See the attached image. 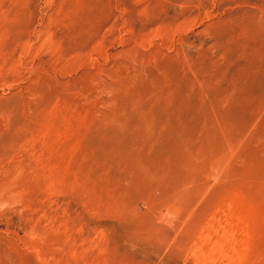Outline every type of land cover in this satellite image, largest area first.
<instances>
[{
  "label": "rangeland",
  "instance_id": "1",
  "mask_svg": "<svg viewBox=\"0 0 264 264\" xmlns=\"http://www.w3.org/2000/svg\"><path fill=\"white\" fill-rule=\"evenodd\" d=\"M0 264H264V0H0Z\"/></svg>",
  "mask_w": 264,
  "mask_h": 264
},
{
  "label": "clouds",
  "instance_id": "2",
  "mask_svg": "<svg viewBox=\"0 0 264 264\" xmlns=\"http://www.w3.org/2000/svg\"><path fill=\"white\" fill-rule=\"evenodd\" d=\"M4 210V205H0V211Z\"/></svg>",
  "mask_w": 264,
  "mask_h": 264
}]
</instances>
